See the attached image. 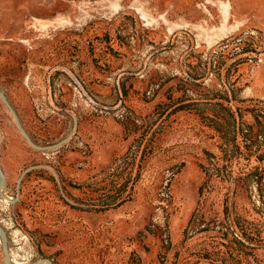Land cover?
I'll return each instance as SVG.
<instances>
[{"label":"rangeland","instance_id":"1","mask_svg":"<svg viewBox=\"0 0 264 264\" xmlns=\"http://www.w3.org/2000/svg\"><path fill=\"white\" fill-rule=\"evenodd\" d=\"M0 264H264V0H0Z\"/></svg>","mask_w":264,"mask_h":264},{"label":"water","instance_id":"2","mask_svg":"<svg viewBox=\"0 0 264 264\" xmlns=\"http://www.w3.org/2000/svg\"><path fill=\"white\" fill-rule=\"evenodd\" d=\"M3 184H4V175L0 169V189L2 188Z\"/></svg>","mask_w":264,"mask_h":264}]
</instances>
